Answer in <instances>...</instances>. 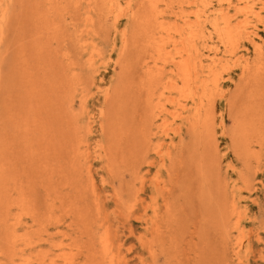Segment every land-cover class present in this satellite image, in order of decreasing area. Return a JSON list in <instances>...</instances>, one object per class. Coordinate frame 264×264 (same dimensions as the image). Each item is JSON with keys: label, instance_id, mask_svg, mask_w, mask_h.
Wrapping results in <instances>:
<instances>
[{"label": "rangeland", "instance_id": "obj_1", "mask_svg": "<svg viewBox=\"0 0 264 264\" xmlns=\"http://www.w3.org/2000/svg\"><path fill=\"white\" fill-rule=\"evenodd\" d=\"M38 53L57 79L53 85L46 76L45 91L55 90L59 101L43 148L35 126L21 130L8 118L21 110L27 60ZM186 61L199 76L192 96L180 93L176 64ZM202 82L213 93L211 122L194 128L200 97L205 107L210 98ZM75 127L92 176L90 216L59 209L41 225L30 206L47 200L45 180L57 174L60 151L72 146L64 144L65 132L73 141ZM87 229L93 256L86 252ZM263 259L264 0H0V264Z\"/></svg>", "mask_w": 264, "mask_h": 264}, {"label": "bare ground", "instance_id": "obj_2", "mask_svg": "<svg viewBox=\"0 0 264 264\" xmlns=\"http://www.w3.org/2000/svg\"><path fill=\"white\" fill-rule=\"evenodd\" d=\"M156 9V6L153 5V11H155ZM201 16V15H200ZM201 19V18H200ZM174 24V23H173ZM13 28V27H12ZM177 32V31H176ZM145 35V34H144ZM37 36L40 37V33L37 34ZM150 37V36H149ZM148 37V38H149ZM151 38V37H150ZM169 38V36H168ZM192 39H194L192 37ZM172 38L170 36L169 38V41H171ZM181 40V39H180ZM164 41V40H162ZM168 43V42H167ZM193 41H192V47H196L193 45ZM20 44V43H19ZM154 47H155V50H156V40L155 42L153 43ZM166 46V45H165ZM37 47V46H36ZM186 48V47H185ZM162 49V48H161ZM161 49H160V46H158V54L160 55L161 53ZM189 50V49H188ZM153 51V50H152ZM183 51V50H182ZM196 51V49H195ZM23 52V51H22ZM30 53V51H29ZM40 53V52H39ZM37 54L38 55V59L36 57H34L32 63L30 64L29 63V60H27V64L29 66V70L28 72H26L27 76H26V81H25V84H26V90H25V93L22 94L23 96L21 97V100L19 102V105L17 106L18 109H21L19 113H16L14 111L15 114H13L12 116L8 117V118H11L12 120H17L18 122L15 123V127L16 128H19V129H23L24 130H27V128L32 125V126H35V132H34V137H36L35 139L38 141L39 143V148H43V144H42V141H45V134H47V126L49 125V120H50V116L54 117L56 111H57V108H56V103L59 102L58 101V97H57V93L55 90H52V94H47V92L45 91V85L47 84L46 82V76L47 77H50L52 79V83L54 85V83H56L57 80L56 79V76H55V79H54V74L51 75V67L52 65H50V63H46V65H44V60L47 58L45 55H43V61L40 59V54ZM32 54V53H31ZM45 54V53H44ZM150 54V53H149ZM48 55V54H47ZM29 56V55H28ZM32 56V55H30ZM188 57H191L188 56ZM153 59V58H152ZM39 60H41V64L39 62ZM35 61V62H34ZM194 62V61H192ZM3 63V62H2ZM216 62L213 61L212 65L215 66ZM42 65L44 68H42ZM177 65V68L178 70L180 71V78L181 80L184 82V86L181 88V91L180 93L183 94L184 96H192L193 93H198L199 90L197 88V85L195 84V81L196 79H199V76L197 74V71H195V67L193 65L190 64L189 61H186L184 62V64H176ZM55 68V67H54ZM203 68V67H202ZM53 69V68H52ZM31 70V71H30ZM212 70V69H211ZM210 70V71H211ZM54 72V70H53ZM213 73V72H212ZM150 74H151V71L148 72V76L150 77ZM156 77V76H155ZM151 82V81H150ZM202 91L203 93H207L208 92V96L210 97L207 102H208V106L205 107L204 106V103L202 101V98L200 97V108L198 109V111L196 112L195 116H194V122L193 121H190V124H192V127L196 128V127H202V126H207L210 124L211 122V111H212V105H211V97L213 95V93H210L211 91H209L207 89V82H202ZM212 84L214 86V89L216 92L217 90L219 89V76H217L216 74L214 75V78H213V81H212ZM59 85V84H58ZM155 87H156V83L153 84ZM143 86V85H142ZM174 87V86H173ZM156 89V88H155ZM50 91V90H49ZM17 92V91H16ZM174 103H177L178 104V101L177 100H172ZM150 105H152V102L150 103ZM6 106V105H5ZM179 106L181 107V109H185V106L179 104ZM69 108H71V106H69ZM153 112V107H148L147 106V110H150ZM162 109V108H161ZM64 110V109H63ZM159 111H160V108H159ZM165 110L162 109L160 111V114L163 113ZM6 114V113H5ZM153 114V113H152ZM182 114H178V113H173L172 116L176 119V118H179L181 117ZM7 116V115H6ZM65 116V115H64ZM57 118V117H56ZM156 118V114H155V117ZM151 119H153L151 117ZM10 120V119H9ZM72 120H77L75 116H73V119ZM70 121V120H69ZM68 121V122H69ZM77 122V121H76ZM153 122V121H152ZM255 123V122H254ZM73 124L75 125L76 123H69L67 125V127L70 128V126H73ZM32 126H30L31 128H33ZM76 126V125H75ZM152 126V125H151ZM245 127V126H244ZM68 128V129H69ZM207 128V127H206ZM248 128V127H247ZM166 129V128H165ZM246 129V128H245ZM65 130V129H64ZM211 130V129H209ZM164 131V130H163ZM44 132V133H43ZM65 132V131H64ZM112 132V131H111ZM66 134L64 135V144L66 145L67 143L71 144L72 146L71 147H68V152H65V151H60L61 152V158H60V165L57 169V174H54L55 172H52L51 175L47 180H45V184H46V195H47V200L43 203L42 201H40L38 204L33 201L32 202V205L30 206L31 210H32V220L34 222H38V223H43L44 220L48 219V218H52L53 216V213L56 211V212H59L57 210H63L65 211V214L67 215H76L77 214H81L80 216H83L85 215V218L86 220H88L89 216H90V210H92V207L90 206L91 209L88 210V205L86 204L87 203V200H89L88 198L90 197V193L94 194V190L91 188L90 185L91 182H92V176H91V173H90V169L86 170L84 169L83 167V164H82V161H83V154L80 153V146H81V143H83L82 141L80 140H77V142L75 141V138L77 136V133H79L77 131V128L75 127L74 128V132H72V137L74 138V140H70V142L68 141L69 139V136L71 135V133H69L68 131L65 132ZM115 133V132H113ZM151 133V131H150ZM211 133V132H210ZM32 134V133H31ZM30 134V135H31ZM81 134V133H80ZM89 134V133H88ZM29 135V136H30ZM82 135V134H81ZM112 135V133H111ZM109 135V136H111ZM166 135V134H165ZM168 135V134H167ZM24 136V134H23ZM32 136V135H31ZM79 137V136H78ZM112 137V136H111ZM81 138V139H82ZM148 138V137H147ZM70 139H72L70 137ZM242 139V138H241ZM110 140V139H109ZM113 140L115 141V139L113 138ZM243 140V139H242ZM29 141V140H28ZM247 141V140H246ZM67 142V143H66ZM151 142V141H149ZM245 142V141H244ZM147 145L146 149H148L149 147V144L148 142H146ZM248 143V142H247ZM68 144V145H69ZM135 144V143H134ZM246 145V143H244ZM118 145V144H117ZM140 146V145H139ZM118 148V146H116ZM157 147V146H156ZM135 148V147H134ZM139 148V147H138ZM246 148V147H245ZM113 152L115 151V148L113 147ZM133 149V147H132ZM149 149H152V147H150ZM66 150V149H65ZM168 151V150H167ZM135 152H138L135 151ZM140 152V151H139ZM157 152H159L158 154H160V151L158 150ZM163 152V151H162ZM83 153V152H82ZM118 153V152H117ZM147 152H144V158L145 156L147 155L146 154ZM115 154V153H114ZM157 154V153H156ZM165 154V153H164ZM155 155V154H154ZM158 156V155H157ZM156 156V157H157ZM162 156V155H161ZM166 156V155H165ZM167 156H169V153L167 152ZM171 157V156H170ZM169 157V158H170ZM107 158H108V155H107ZM158 158V157H157ZM87 159V158H86ZM109 159V158H108ZM107 159V160H108ZM114 160V158H112ZM111 159V162H114L116 160H112ZM146 160V159H145ZM150 160V159H149ZM169 161L171 162V160L169 159ZM168 161V163H170ZM111 162L109 164H111ZM132 163V162H131ZM139 163V162H138ZM145 163V162H144ZM153 163V162H152ZM149 164V163H148ZM154 164V163H153ZM152 164V165H153ZM112 165V164H111ZM115 164H113V167H114ZM151 165V166H152ZM162 165V163H161ZM164 165V164H163ZM168 168V167H167ZM114 169V168H113ZM112 172V171H111ZM109 172V173H111ZM114 173V172H113ZM175 174V173H174ZM53 175H56L57 176V180L55 181L54 179V176ZM138 175V174H137ZM140 175V174H139ZM138 175V176H139ZM157 176V174H156ZM140 177V176H139ZM137 178V177H136ZM157 178V177H156ZM209 178V177H208ZM139 178H137L138 180ZM159 179V178H158ZM136 180V179H135ZM55 181V182H54ZM143 181V180H142ZM155 181V180H153ZM159 181V180H157ZM155 181V182H157ZM55 184H54V183ZM94 182V181H93ZM135 182V181H134ZM163 182V181H162ZM159 183V182H158ZM85 184V186H84ZM157 184V183H156ZM158 185V184H157ZM162 185V184H161ZM121 186V185H120ZM59 187L62 188V190L65 188H67V191H68V195L64 196L62 195L61 192H59ZM122 187V186H121ZM134 188V187H133ZM132 188V189H133ZM163 188V187H162ZM188 189V188H187ZM133 190H136V188H134ZM139 191V189H137ZM160 190V189H158ZM217 190V191H216ZM216 194L218 196L219 194V191L218 189H216ZM161 191V190H160ZM121 192V191H120ZM132 193L134 194L135 192L132 191ZM132 194V195H133ZM137 194V192L135 193ZM19 195V194H18ZM17 195V196H18ZM127 195V194H126ZM131 195V193H130ZM158 195V194H157ZM160 195V193H159ZM94 196V195H93ZM114 196V195H113ZM122 197V196H121ZM154 198V197H153ZM219 198H221L219 196ZM95 199V197H94ZM116 199V198H115ZM135 199V198H134ZM151 199V198H150ZM117 200V199H116ZM132 200V199H131ZM152 200V199H151ZM94 202V200H92ZM140 201V200H138ZM143 201V200H142ZM165 201V200H164ZM50 202V204H48ZM91 202V200H90ZM118 202V201H117ZM116 202V203H117ZM132 202V201H131ZM89 203V202H88ZM138 203V202H137ZM152 203V202H151ZM155 203V202H154ZM157 203V202H156ZM219 203H220V200L218 199L217 203H216V206L218 207L219 206ZM42 205V207L40 208V205ZM118 204V203H117ZM141 204V202H140ZM149 205V203H147ZM222 204V203H221ZM87 205V206H86ZM91 205V204H89ZM142 205V204H141ZM134 206V204H133ZM152 206V205H151ZM154 206V205H153ZM147 207V206H146ZM156 207V206H155ZM221 205L219 206V209L221 210ZM134 208V207H133ZM151 208V207H150ZM153 208V207H152ZM98 209V208H97ZM95 209V210H97ZM148 209V207H147ZM227 209V208H226ZM93 210H94V207H93ZM100 210V209H99ZM98 210V211H99ZM125 210V209H124ZM144 210V209H143ZM146 210V209H145ZM154 210V209H152ZM170 210V208H169ZM101 211V210H100ZM99 211V212H100ZM95 212V211H94ZM98 212V213H99ZM132 212V211H131ZM144 212V211H143ZM140 213V212H139ZM59 214V213H58ZM64 214V213H63ZM93 214V213H92ZM100 214V213H99ZM141 214V213H140ZM145 214V213H144ZM154 214H155V211H154ZM163 214V213H162ZM134 215H137V214H134ZM158 215V213H157ZM97 216V215H96ZM124 216V215H122ZM130 216V215H128ZM138 216V215H137ZM156 216V215H155ZM154 216V217H155ZM92 217V216H91ZM104 217V216H103ZM107 217V216H106ZM126 217V216H125ZM149 217V216H148ZM95 218V217H93ZM92 218V219H93ZM99 218V216H98ZM101 218V217H100ZM146 218V217H145ZM152 218V217H151ZM70 219V218H68ZM67 219V220H68ZM136 219V218H135ZM43 220V221H42ZM60 220V219H59ZM58 220V221H59ZM103 220V218L101 219ZM140 220V219H139ZM142 220V219H141ZM152 220V219H151ZM238 220V219H237ZM236 220V221H237ZM42 221V222H41ZM61 221V220H60ZM91 221V220H90ZM127 221V220H126ZM140 222V221H139ZM146 222V221H145ZM154 222V221H153ZM156 224H158L156 222ZM56 225V224H55ZM87 225V224H86ZM85 225V226H86ZM155 225V224H154ZM153 226V225H152ZM99 227V226H98ZM85 228V227H84ZM89 230V229H87ZM85 230V231H87ZM90 232H91V229L88 231V237H89V242L87 244V247H86V252L88 253L89 256H93L96 252H97V249L96 247L93 245L94 243L91 242V239H90ZM95 232V231H93ZM97 232V230H96ZM155 232V231H154ZM83 233V232H82ZM87 234V233H86ZM95 234V233H93ZM101 234V233H100ZM99 234V235H100ZM87 236V235H86ZM102 236V234H101ZM93 237V235H92ZM155 237V236H154ZM101 238V237H100ZM158 238V237H157ZM156 238V239H157ZM164 238V237H163ZM95 239V238H94ZM108 239V238H107ZM106 240V239H105ZM97 241H98V238H97ZM95 242V241H94ZM104 242V241H103ZM97 243V242H96ZM122 243V242H121ZM244 243V242H243ZM99 244L101 245V243L99 242ZM98 244V245H99ZM109 244V243H108ZM105 245V244H104ZM104 245H103V248H104ZM144 245V243H143ZM147 245V244H146ZM162 245V244H161ZM160 245V246H161ZM239 245V244H238ZM60 246V245H59ZM62 246V245H61ZM102 246V245H101ZM108 246V245H106ZM105 246V247H106ZM122 247V246H120ZM124 247V246H123ZM243 247V246H242ZM241 247V248H242ZM99 248H101L99 246ZM98 248V249H99ZM107 248V247H106ZM105 249V248H104ZM148 249V248H147ZM151 249V248H150ZM103 250V249H102ZM107 249H105L106 251ZM243 250V249H242ZM245 250V249H244ZM104 251V250H103ZM104 251V252H105ZM152 251V250H151ZM157 251V250H156ZM159 251V250H158ZM101 252V251H99ZM98 252V253H99ZM112 254L114 253L113 251H111ZM154 252V251H153ZM151 252V253H153ZM167 252V250H166ZM83 253V252H82ZM150 253V251H149ZM148 253V254H149ZM168 253V252H167ZM165 253V254H167ZM62 254V253H61ZM101 254V253H100ZM107 254V253H106ZM157 254V253H156ZM160 254V253H159ZM67 255V254H66ZM87 255V254H86ZM102 255V254H101ZM62 256V255H61ZM100 255H98L99 257ZM110 256H112L110 254ZM114 256V255H113ZM156 256V255H155ZM168 256V255H167ZM236 256L238 257V254H236ZM241 256V255H240ZM71 257V256H69ZM96 257V256H94ZM93 257V260H95ZM154 257V256H153ZM157 257V256H156ZM101 258V257H100ZM105 258V257H104ZM109 258V257H108ZM112 258V257H111ZM240 258V257H239ZM64 259V258H63ZM68 260V258H65ZM74 259V258H73ZM114 259V258H113ZM97 262H99L98 260L99 259H96ZM108 260V259H107ZM111 260V259H110ZM116 260V259H114ZM155 260V259H154ZM167 260V259H166ZM264 260V259H263ZM102 261V260H101ZM100 261V263H101ZM119 261V260H118ZM117 261V262H118ZM168 261V260H167ZM64 262V260H63ZM104 262V260L102 261ZM110 262V261H109ZM108 262V263H109ZM165 263H168V262H165ZM218 263V262H217ZM223 264L222 262H219V264ZM28 264V263H27ZM56 264V263H55ZM65 264V263H64ZM68 264V263H67ZM74 264V262H73ZM94 264V263H93ZM97 264V263H96ZM103 264V263H101ZM170 264V262H169ZM210 264V263H209Z\"/></svg>", "mask_w": 264, "mask_h": 264}]
</instances>
